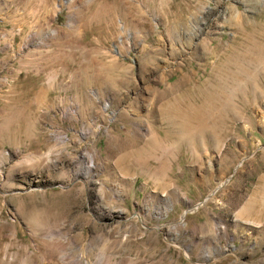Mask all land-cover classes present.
Wrapping results in <instances>:
<instances>
[{"label": "rangeland", "instance_id": "obj_1", "mask_svg": "<svg viewBox=\"0 0 264 264\" xmlns=\"http://www.w3.org/2000/svg\"><path fill=\"white\" fill-rule=\"evenodd\" d=\"M0 264H264V0H0Z\"/></svg>", "mask_w": 264, "mask_h": 264}]
</instances>
